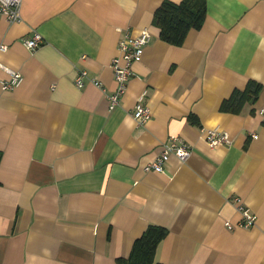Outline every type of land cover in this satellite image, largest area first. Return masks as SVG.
Wrapping results in <instances>:
<instances>
[{
  "label": "crops",
  "instance_id": "obj_1",
  "mask_svg": "<svg viewBox=\"0 0 264 264\" xmlns=\"http://www.w3.org/2000/svg\"><path fill=\"white\" fill-rule=\"evenodd\" d=\"M161 2L21 0L20 20L0 15V64L22 75L3 89L0 66V264H119L148 224L167 229L156 263L264 264V0H206L179 46L153 23ZM141 29L150 40L110 109L118 40ZM33 32L43 42L30 50L21 39ZM249 79L262 84L257 100L220 110ZM140 97L144 124L131 114ZM209 128L232 142L210 147ZM170 135L190 156L145 171ZM232 196L253 225H237Z\"/></svg>",
  "mask_w": 264,
  "mask_h": 264
},
{
  "label": "built area",
  "instance_id": "obj_2",
  "mask_svg": "<svg viewBox=\"0 0 264 264\" xmlns=\"http://www.w3.org/2000/svg\"><path fill=\"white\" fill-rule=\"evenodd\" d=\"M21 0H0V15L4 16L8 21H18L21 19L20 15ZM22 42L30 50L38 48L43 40L38 32H33L29 36L22 37ZM150 40V33L147 29H141L136 34H125L118 40V53L110 61V66L113 73L115 86L113 90L108 91L107 98L109 108H114L120 104L123 96L128 87V81L133 74L132 65L141 59L143 49ZM7 45L0 43V50L7 49ZM1 67L7 72L8 78L3 80L1 85L3 89H12L21 80V73L8 66ZM87 74L85 70H79L74 81L78 87L86 84ZM93 84L100 85L97 79H89ZM260 114L264 118V107L260 108ZM132 117L138 124H144L151 117V110L148 105L142 102L141 97L138 98L131 112ZM204 130V129H203ZM252 133V137H256ZM204 139L210 147H215L219 144H230L232 139L229 134L218 128H209L204 130ZM192 152V146L183 137L179 135H170L163 143L159 153L151 161L147 162L144 166L145 171L153 170L157 172L164 171V166L168 158L173 155L180 161H185ZM232 201L240 212V219L237 225L248 227L253 225L256 216L248 209L243 203L240 196H232ZM225 225L232 228L234 224L226 220Z\"/></svg>",
  "mask_w": 264,
  "mask_h": 264
},
{
  "label": "trees",
  "instance_id": "obj_3",
  "mask_svg": "<svg viewBox=\"0 0 264 264\" xmlns=\"http://www.w3.org/2000/svg\"><path fill=\"white\" fill-rule=\"evenodd\" d=\"M206 16V0H162L153 14V23L159 27L160 37L173 45H181L191 29L202 27ZM262 84L256 80H247L241 89L234 88L225 98L220 110L238 113L246 103L257 100ZM196 123L193 116H189ZM167 229L163 226L148 224L142 234L132 244L127 257L116 258L119 264H160L154 260L158 243L166 236Z\"/></svg>",
  "mask_w": 264,
  "mask_h": 264
}]
</instances>
